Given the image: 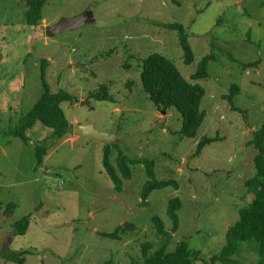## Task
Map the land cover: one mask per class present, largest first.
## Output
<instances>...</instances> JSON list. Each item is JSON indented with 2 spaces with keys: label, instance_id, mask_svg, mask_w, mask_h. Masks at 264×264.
Returning a JSON list of instances; mask_svg holds the SVG:
<instances>
[{
  "label": "rangeland",
  "instance_id": "374dc122",
  "mask_svg": "<svg viewBox=\"0 0 264 264\" xmlns=\"http://www.w3.org/2000/svg\"><path fill=\"white\" fill-rule=\"evenodd\" d=\"M25 10V0H0V264H17L4 253L25 250V264L140 262L144 242H153L154 250L162 245L154 215L171 232L170 250L186 240L201 251L195 264H258L255 238L240 242L239 263L212 257L226 244L240 208L254 198L244 183L256 173L258 150L248 141L264 122V0H49L37 28L26 22ZM84 11H91V23L47 35L48 25ZM172 23L188 33L195 54L190 63ZM153 53L173 60L190 80L201 59L215 55L209 75L192 80L206 89V117L196 137L180 134L177 108H158L144 90L142 59ZM43 59L49 61L45 77L51 89L75 95L62 103L74 128L91 123L114 134L115 142L73 131L49 148L37 168L36 146L52 129L37 122L28 142L11 131L44 91ZM258 59L256 67L240 64ZM234 83L237 109L224 98ZM103 84L113 99L92 96ZM215 136L194 155L201 139ZM107 145L114 165L118 150L154 158L156 178L175 179L179 188L156 189L142 205L149 177L143 164H130L132 177L117 191L103 164ZM175 196L183 201L178 227L168 214ZM11 202L16 207L9 212ZM26 215L29 228L18 234L13 223ZM128 222L136 228L121 238L103 235Z\"/></svg>",
  "mask_w": 264,
  "mask_h": 264
},
{
  "label": "trees",
  "instance_id": "16d2710c",
  "mask_svg": "<svg viewBox=\"0 0 264 264\" xmlns=\"http://www.w3.org/2000/svg\"><path fill=\"white\" fill-rule=\"evenodd\" d=\"M26 22L37 28L43 21L42 10L49 0H25ZM170 27L179 32L180 43L184 51L185 61L190 63L194 60L195 54L189 41L188 33L181 23H172ZM213 53L205 55L191 78L198 80L209 75V64L215 60ZM234 59V58H233ZM237 60V59H234ZM238 61V60H237ZM49 61H42V79L44 91L28 113L23 115L18 125L11 133L20 136L25 142L30 137L28 130L33 128L37 122L52 129V133L43 139L41 144L36 146L37 168H40L49 148L58 140L66 137L74 131V125L67 117L62 108L63 102L73 101L75 95L65 89L54 92L46 80V67ZM260 59L244 63L240 62L243 68L256 67ZM141 80L144 90L149 98L160 109H169L175 107L183 117V126L180 134L186 137H196L201 124L206 117V110L202 108L203 98L206 94L205 87L194 82L183 75L176 63L161 53H153L147 58L142 59ZM239 92V85L234 83L230 87V92L224 95L233 109L238 107L234 103V97ZM99 100L113 99V95L107 84H103L92 95ZM215 137H205L198 142L197 150L194 155H200L204 146L215 140ZM249 145H254L258 152L254 158L256 173L253 177L245 181L248 193L254 194L253 200L245 207L240 208V218L232 224L226 234V244L221 252L212 257L213 260H221L225 263H239L235 257L239 251V244L242 241H251L257 239L259 242V260L258 264H264V122L261 127L253 131L252 139L248 141ZM118 146V145H117ZM117 165L111 162V151L109 145L104 149L103 164L105 170L115 185L117 191L123 189V179L132 177L130 164H143L146 169L147 182L141 191L142 205L148 204L150 194L160 188L173 186L179 188V183L175 179H157L155 176L156 160L154 158L139 156L130 157L122 150H118ZM8 210L12 212L16 205L8 203ZM183 201L179 196L170 198L168 203V214L174 221V226L179 225L178 211L182 208ZM153 222L157 233L162 236V245L155 250L153 242L146 241L142 244L143 260L138 262L132 260V264H195L201 258V251L195 250L184 240L180 242L175 249L168 248L171 232L165 227L163 219L159 215L153 216ZM31 222V215H26L13 223V227L18 234H25ZM136 225L128 222L116 227L112 232L103 233L104 236L113 239H119L122 234L129 230H134ZM154 250V251H153ZM29 251H7L4 258L7 261H13L17 264L26 263V254ZM102 264H114L113 259H109Z\"/></svg>",
  "mask_w": 264,
  "mask_h": 264
},
{
  "label": "water",
  "instance_id": "95a60500",
  "mask_svg": "<svg viewBox=\"0 0 264 264\" xmlns=\"http://www.w3.org/2000/svg\"><path fill=\"white\" fill-rule=\"evenodd\" d=\"M92 13L91 11H84L80 14L71 17H62L59 21L50 24L46 27V33L49 37H54L57 34L76 30L82 28L83 26L91 23ZM166 113V111H163ZM74 131L78 135L89 136L97 140H104L107 143L115 142L116 137L114 134L101 132L96 129V127L91 124H78L75 126Z\"/></svg>",
  "mask_w": 264,
  "mask_h": 264
},
{
  "label": "crops",
  "instance_id": "0c3cea01",
  "mask_svg": "<svg viewBox=\"0 0 264 264\" xmlns=\"http://www.w3.org/2000/svg\"><path fill=\"white\" fill-rule=\"evenodd\" d=\"M163 113V112H162ZM164 114V113H163ZM77 136V135H76ZM75 137H73V139H74Z\"/></svg>",
  "mask_w": 264,
  "mask_h": 264
}]
</instances>
